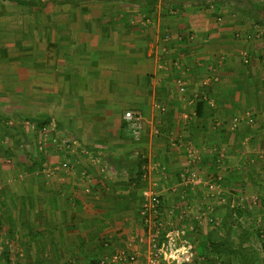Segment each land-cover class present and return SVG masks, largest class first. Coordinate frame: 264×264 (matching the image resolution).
Masks as SVG:
<instances>
[{
	"label": "crops",
	"instance_id": "0c3cea01",
	"mask_svg": "<svg viewBox=\"0 0 264 264\" xmlns=\"http://www.w3.org/2000/svg\"><path fill=\"white\" fill-rule=\"evenodd\" d=\"M261 3L0 0V100L76 138L69 158L50 142L44 157L21 150L5 166L0 222L26 254L19 264H93L105 242L124 247L142 231L144 186L167 211L191 201V217L211 208L222 219L237 205L254 236L264 231ZM128 110L142 117L131 133ZM192 222L199 243L211 227Z\"/></svg>",
	"mask_w": 264,
	"mask_h": 264
},
{
	"label": "rangeland",
	"instance_id": "374dc122",
	"mask_svg": "<svg viewBox=\"0 0 264 264\" xmlns=\"http://www.w3.org/2000/svg\"><path fill=\"white\" fill-rule=\"evenodd\" d=\"M260 2H262L260 10L264 14V0H260ZM40 9H42V6ZM261 21L264 22V20ZM206 95L209 97L208 94ZM0 102V104H2L0 106V126L4 124L8 128L3 131L0 127V179L4 176L2 175L4 170L6 171L8 169L5 166H13L15 164V154L20 153L21 150H26L27 152L29 151L30 153H33L36 157H44L45 147L50 145L53 137H56L58 141V143L52 142L57 146L56 148L66 149V152L61 159L69 158V153L76 152V138L69 133L62 134L58 131L59 125L56 118L50 117L46 119V116H43L39 117L43 118L42 120L35 121L34 116L14 111L13 97L8 98L5 96ZM4 106L8 108L6 111L3 110ZM20 123L24 126L23 134L21 131L16 132L14 130ZM3 159L5 162H3ZM40 164H42V162H40ZM185 204L187 206L190 204V208L192 209L193 204L190 201V203L185 202L182 204L178 210L181 211ZM238 210L239 208L237 205L228 208L222 219L218 217L217 220L219 221V224L204 222L201 226L203 231L205 229V224H208V227H211V231L204 234L203 237L202 233L201 235L198 234L199 237L202 238L201 240L198 238L199 243L197 244L199 253L206 257L205 252H207V255L216 258L218 252H222L223 258L230 261L231 264H240V260H242L243 257L245 258V256L247 257L245 259L247 264H264V241L260 243V238H263L264 240V231L257 236H254L252 230H250V228L239 219L240 213ZM187 219L193 224V217L190 216ZM140 227L141 226L138 225V229ZM5 229L6 228L1 225L0 222V264H19L22 260L17 259L15 255L20 254V245L8 240L7 235H5ZM194 231H196V228ZM192 232L193 230L190 232L191 237L194 235ZM2 237L4 239H2ZM201 250H205V252L201 253ZM25 255V252L22 257L20 254V258L23 259Z\"/></svg>",
	"mask_w": 264,
	"mask_h": 264
},
{
	"label": "built area",
	"instance_id": "2783aa9c",
	"mask_svg": "<svg viewBox=\"0 0 264 264\" xmlns=\"http://www.w3.org/2000/svg\"><path fill=\"white\" fill-rule=\"evenodd\" d=\"M216 79L211 76L204 80L203 84L209 85ZM178 83L179 91L185 94V83L181 79H178ZM208 101L213 104L212 99ZM124 115L128 132L140 128L142 117L139 113L128 110ZM51 141L58 143L56 137ZM147 175L145 172L143 177L146 178ZM196 176L195 183H202V177L198 174ZM191 211L190 205H185L179 215L174 209L167 211L164 197L157 190L150 186L142 187L138 207L142 231H132L122 248L110 250V243L105 242L107 251L94 264H204L205 257L199 253L197 242L190 236V232L195 229V222L183 224L180 221L182 217H190ZM192 217L199 224L203 222L219 224L218 217L212 213L211 208L209 211L201 210ZM140 245L143 247L139 249Z\"/></svg>",
	"mask_w": 264,
	"mask_h": 264
},
{
	"label": "trees",
	"instance_id": "16d2710c",
	"mask_svg": "<svg viewBox=\"0 0 264 264\" xmlns=\"http://www.w3.org/2000/svg\"><path fill=\"white\" fill-rule=\"evenodd\" d=\"M156 0H148V3L149 4H151V5H153L154 4V2H155ZM200 103H202V102H200ZM198 106H202L201 104H199ZM198 113H200L199 112V108H198ZM142 164L143 163H140V165H139V167H143L142 166ZM136 181H137V183H138V185H139V182H140V185H141V183H142V180H143V170H139L138 172H137V178L135 179ZM230 208V207H229ZM205 252V250L203 251V250H201V253H204ZM207 252H205V255H206V257H205V262H204V264H231V262L230 261H228V260H225L224 258H223V256H222V252H218V255H217V257L216 258H213V257H210L209 255H207L206 254ZM241 257V256H240ZM243 257V256H242ZM247 257L245 256V258L243 257V259L242 260H240V264H247V262L245 261V259H246ZM240 259V258H239ZM96 262V260H94L93 261V264Z\"/></svg>",
	"mask_w": 264,
	"mask_h": 264
}]
</instances>
